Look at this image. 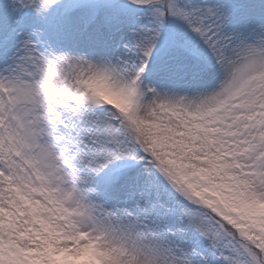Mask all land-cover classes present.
I'll return each mask as SVG.
<instances>
[{
    "label": "snow or ice",
    "instance_id": "6c2138e0",
    "mask_svg": "<svg viewBox=\"0 0 264 264\" xmlns=\"http://www.w3.org/2000/svg\"><path fill=\"white\" fill-rule=\"evenodd\" d=\"M0 264H264V0H0Z\"/></svg>",
    "mask_w": 264,
    "mask_h": 264
}]
</instances>
